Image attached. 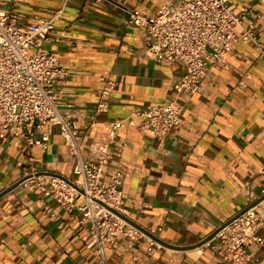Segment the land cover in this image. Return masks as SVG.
Masks as SVG:
<instances>
[{
    "label": "crops",
    "instance_id": "1",
    "mask_svg": "<svg viewBox=\"0 0 264 264\" xmlns=\"http://www.w3.org/2000/svg\"><path fill=\"white\" fill-rule=\"evenodd\" d=\"M181 0H0L24 18L49 19L56 12L53 38L46 47L57 54L71 75L60 110L85 129V159L95 158L108 141L104 122L130 110L177 97L174 84L184 73L146 53L151 36L128 22L126 9L156 15L164 5ZM234 11L252 6L264 15V0H232ZM256 17V16H255ZM264 50V17L256 18ZM55 38H58L56 40ZM253 42L239 41L223 63L212 64L199 91L178 98L184 105L180 125L159 143L147 124L124 123L110 145L112 158L102 179L108 184L125 167L122 186L129 218L157 238L150 250L140 240L136 251L107 252L108 264H230L215 252L194 248L219 226L252 204L264 190V58ZM114 81L109 113L96 114L102 75ZM243 81V83H242ZM46 152L17 137L0 144V193L32 166L41 172L75 176L76 158L57 127L50 128ZM30 158H33L32 160ZM23 163L24 166L19 165ZM53 203L51 198H45ZM42 200L23 184L0 197V264H95L86 247L89 235L75 210L52 219ZM257 233L264 239V200ZM188 246L189 248H184ZM247 264H264V246L251 242Z\"/></svg>",
    "mask_w": 264,
    "mask_h": 264
},
{
    "label": "built area",
    "instance_id": "2",
    "mask_svg": "<svg viewBox=\"0 0 264 264\" xmlns=\"http://www.w3.org/2000/svg\"><path fill=\"white\" fill-rule=\"evenodd\" d=\"M126 11L129 24L145 29L151 36L147 55L167 64L178 63L184 67V73L174 84L175 99L105 121L108 141L99 144L100 152L95 158L87 160L82 150L85 129L60 110L71 72L46 47L53 38L60 12L49 19H26L12 9L0 8V144L17 137L28 146H41L46 152L50 128H58L76 158L75 176L66 180L29 166L21 184L40 197L43 210L52 219H59L63 212H78L77 220L89 235L86 247L95 264H108V251L135 252L140 240H148L150 250L161 247L119 215L129 217L123 206L125 167L120 165L108 184L102 179L104 167L112 158L110 145H125L124 140H117V130L124 123L137 126L139 121L149 125L159 143H163L183 121L184 105L178 98L196 94L211 65L223 63L237 42H253L264 58L255 24V19L264 15L252 6L236 12L232 0H181L177 5L162 6L156 15L135 8ZM100 80L103 86L97 93L96 114L109 113L115 86L108 74ZM19 165L24 166L21 162ZM48 197L53 203L45 200ZM261 221L257 206L251 207L194 250L203 254L204 247H209L219 262L247 264L251 242L264 246V239L257 233Z\"/></svg>",
    "mask_w": 264,
    "mask_h": 264
},
{
    "label": "water",
    "instance_id": "3",
    "mask_svg": "<svg viewBox=\"0 0 264 264\" xmlns=\"http://www.w3.org/2000/svg\"><path fill=\"white\" fill-rule=\"evenodd\" d=\"M50 173V172H48ZM50 174H54V173H50ZM54 175H57V176H60L59 174H54ZM66 180H68L67 177H64V176H60ZM24 180V177L21 178L20 180H18L17 182H15L14 184H12L11 186H9L8 188H6L5 190H3L1 193H0V197H2L3 195H5L7 192H9L10 190L14 189L15 187H17L19 184H21ZM264 200V194L262 196H260L257 200H255L252 204H250L249 206H247L246 208H244L243 210H241L240 212H238L236 215H234L232 218H230L229 220H227L226 222H224L221 226H219V228H217L210 236H208L203 242H201L200 244H198L197 246L199 245H202L205 241L211 239L212 237L215 236V234L220 230L222 229L225 225H227L230 221H232L234 218L240 216L245 210L251 208V207H254L256 205H258L261 201ZM111 209V208H109ZM112 211H114L115 213H118L116 212L115 210L111 209ZM121 215V217H123L124 219H126L128 222H130L131 224H133L135 227L139 228L140 230H142L143 232H145L147 235H151L152 238H154V240L158 241V242H161V243H164V245H168L170 247H178V246H173L171 244H165V242H163L162 240H160L159 238H157L155 235H153L151 232H149L148 230L142 228L141 226H139L138 224H136L135 222H133V220H131L129 217L123 215V214H119ZM197 246H190V247H197ZM184 248H189L188 246L184 247Z\"/></svg>",
    "mask_w": 264,
    "mask_h": 264
}]
</instances>
